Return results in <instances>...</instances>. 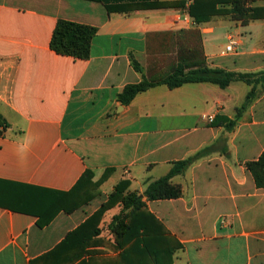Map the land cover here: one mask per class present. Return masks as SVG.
Wrapping results in <instances>:
<instances>
[{"label":"crops","instance_id":"0c3cea01","mask_svg":"<svg viewBox=\"0 0 264 264\" xmlns=\"http://www.w3.org/2000/svg\"><path fill=\"white\" fill-rule=\"evenodd\" d=\"M194 1L0 0V115L8 123L0 126V264H154L150 239L146 249L145 236L119 240L109 229L121 202L106 210L77 261L79 237L46 255L107 204L120 181L143 194L173 162L212 145L172 179L182 197L146 201L143 216L154 215L182 245L173 264H264V188L246 166L264 151V94L231 130L226 122L251 89L243 82L159 85L129 105L118 101L127 85L162 78L179 62L264 70V20L243 25L216 15L197 24ZM59 20L97 28L89 59L51 49ZM223 20L247 29L244 37L227 34V43L230 34L242 42L239 54L218 47Z\"/></svg>","mask_w":264,"mask_h":264},{"label":"trees","instance_id":"16d2710c","mask_svg":"<svg viewBox=\"0 0 264 264\" xmlns=\"http://www.w3.org/2000/svg\"><path fill=\"white\" fill-rule=\"evenodd\" d=\"M255 1L195 0L190 6L189 14L197 24L207 22L216 15H230L234 21H240L243 25H248L252 20L264 19V6L254 7ZM218 5H229L230 7L218 8ZM96 34V27L67 20H59L50 46L57 54L71 56L76 59H89L92 41ZM133 65L136 71H143L137 61L133 60ZM234 82L246 83L251 89L247 94L245 103L238 109L236 119L226 122V127L231 130L236 126L238 119L250 104L264 94V70L259 72H235L220 67L209 66L205 63L188 66L183 62H179L171 73L162 78L152 80L143 76L140 82L127 85L118 95V101L123 105H129L138 94L159 85H166L170 89H176L188 83H212L225 89ZM260 84L262 88L258 90V85ZM7 125L6 120L0 115V126L5 127ZM215 148V145L208 146L186 159L173 162L169 173L159 179L148 182V186L143 194L128 191L130 187L129 180L120 181L111 193L109 202L104 204L79 229L71 232L63 244L46 255V257L57 254L71 239L79 237L82 242L80 245L78 244L81 253L76 254L74 259H72V262L77 261L81 258V255L86 253L85 247L88 246L92 238L100 234L99 223L106 210L121 202L123 208L113 218L109 229L116 234L119 240L121 238L127 239V233L129 232L136 233L137 239L142 235L145 236L146 238H142L141 241L146 242L147 249L150 239L154 264H173L174 253L178 249H181L182 245L176 240L164 236V225L154 215H149V218H147V215H145L146 217L143 216V212L147 208L146 201L178 199L182 197V187L174 184L172 179L175 176L184 174L191 165L211 154ZM227 151L225 148L222 150L225 154H227ZM246 166L253 175L256 186L264 188V151L258 159L246 162ZM159 243L162 246L163 243H166V252L162 251L160 253ZM120 245L122 246V243Z\"/></svg>","mask_w":264,"mask_h":264},{"label":"rangeland","instance_id":"374dc122","mask_svg":"<svg viewBox=\"0 0 264 264\" xmlns=\"http://www.w3.org/2000/svg\"><path fill=\"white\" fill-rule=\"evenodd\" d=\"M254 7L256 5H253ZM257 20H264V19H255V20H252L253 23L252 24H263L262 21H257ZM223 24H226L227 27H223L222 28V33L219 34V36H217V44H218V47H223L225 48L226 44H227V34L229 33H235V34H242L243 37L247 35V29L245 28H241L239 29V31H237V26L236 24H241V23H236L234 21H231V20H223ZM244 51V50H243ZM231 54V53H230ZM233 54V53H232ZM239 84H242V82H238ZM262 88V85H258V90H261Z\"/></svg>","mask_w":264,"mask_h":264},{"label":"built area","instance_id":"2783aa9c","mask_svg":"<svg viewBox=\"0 0 264 264\" xmlns=\"http://www.w3.org/2000/svg\"><path fill=\"white\" fill-rule=\"evenodd\" d=\"M242 49H243L242 42L237 38V36L230 34L228 37V43H227V46L225 48V52L226 53L239 54L242 51ZM208 120L210 123H212L214 121V117L209 116ZM225 222H226V219L223 218L221 220V223L225 224Z\"/></svg>","mask_w":264,"mask_h":264}]
</instances>
